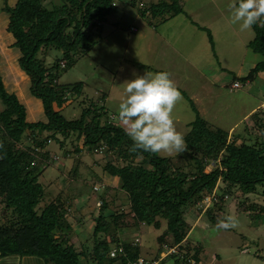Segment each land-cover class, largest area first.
I'll list each match as a JSON object with an SVG mask.
<instances>
[{"label":"trees","instance_id":"1","mask_svg":"<svg viewBox=\"0 0 264 264\" xmlns=\"http://www.w3.org/2000/svg\"><path fill=\"white\" fill-rule=\"evenodd\" d=\"M126 1L152 26L184 13L181 0ZM117 2L16 0L12 6L4 2L6 30L20 52L18 65L29 77L31 94L41 100L46 120L28 121L25 105L7 91L0 74V257L36 256L44 264H134L139 257L158 260L161 251L177 245V252L157 264L165 260L204 264L202 245L188 237L191 225L186 214L190 210H196V218L206 216L216 225L231 200L244 205L242 212L249 217L264 222L263 121L256 120L255 128L246 126L244 133L230 134L211 126L190 101L197 114L187 124L189 130L175 158L160 156L149 134L143 142L135 139L110 118L104 105L97 107L88 97L79 117L68 119L62 114L67 102L82 95V82L62 83L59 77L93 47L94 34L100 32ZM237 5L254 32L247 46L262 58L245 75L232 78V84L242 86L264 72V9L257 19L249 0H238ZM129 30L136 29L131 26ZM50 48L61 51V56L46 64ZM254 129L258 134L252 133ZM52 140L59 143L56 152L47 149ZM56 163L58 173L69 169L67 197L63 188L49 197L51 193L40 182L46 168ZM115 180L119 188L108 197L109 183ZM96 183L103 184L104 190L98 196L97 213L75 208L73 201L81 196L78 187L89 184L95 191ZM213 192L216 198L204 207L205 198ZM47 197L49 201L42 206ZM142 224L163 227L155 250L141 246L135 233ZM76 228L89 233L79 250L70 241ZM263 251L257 257L264 260Z\"/></svg>","mask_w":264,"mask_h":264},{"label":"rangeland","instance_id":"2","mask_svg":"<svg viewBox=\"0 0 264 264\" xmlns=\"http://www.w3.org/2000/svg\"><path fill=\"white\" fill-rule=\"evenodd\" d=\"M237 1L181 0L184 13L152 26L139 16L136 7L126 0H118L100 32L94 34L93 47L59 77L62 83L82 82V95L67 102L62 114L68 119L79 117L82 108L87 106L88 97L95 106L104 105L110 118L131 132L135 139L143 142L149 134L160 156L175 158L178 156L177 146L183 143L189 130L187 124L197 114L190 101L213 127L225 130L232 127L234 132L230 134L244 133L246 126L255 128L256 120V123L264 122V109L240 119L252 106L264 100V72L248 85L232 87L233 77L245 75L262 59L247 46L254 32ZM249 1L258 19L259 11L264 9V0ZM4 2L12 6L16 0H0V74L3 84L25 105L28 121H44L42 102L31 94L29 77L18 65L20 52L17 47L9 48V38L12 43L14 38L5 27L8 15L1 12ZM130 26L136 30L130 31ZM60 56L61 51L50 48L44 57L45 63L51 64ZM252 133L258 134L256 129ZM47 149L56 152L59 143L52 140ZM39 150L43 152V149ZM58 167L57 163L49 165L40 177V182L51 193L49 197L58 194L62 188L63 197L70 194L69 169L58 173ZM118 184L117 180L109 183L108 197L116 194ZM95 185H100V190L93 191L89 184L78 187L81 196L74 199L75 208L87 207L89 214L97 213L98 196L104 190L103 184ZM251 199L260 201L257 197ZM48 201L47 197L41 205ZM243 209L244 205L239 206L230 200L217 217L216 225L206 216L196 218V210L186 214L191 225L188 237L194 244L202 245L206 256L204 264H264V260L257 257L264 249V222L249 217L242 212ZM70 217L74 224V212ZM85 228H76L70 237L77 250L80 242L89 235ZM135 234L143 248L155 250L163 227L142 224ZM0 264L27 262L20 263L17 255H9L0 257ZM164 264L173 263L165 260Z\"/></svg>","mask_w":264,"mask_h":264},{"label":"crops","instance_id":"3","mask_svg":"<svg viewBox=\"0 0 264 264\" xmlns=\"http://www.w3.org/2000/svg\"><path fill=\"white\" fill-rule=\"evenodd\" d=\"M152 1H154V2H156L157 0H152ZM1 12H3L2 11V8H1ZM7 26V25H6ZM5 26V27H6ZM131 27V26H130ZM132 27H134V26H132ZM135 29H136V27H135ZM8 32V31H7ZM10 33V32H9ZM7 36H8V34H7ZM11 38V37H10ZM9 38V48H10V50H11V48H12V45H10V44H12V39H10ZM13 68H15L14 66H13ZM248 83H251V82H246V83H242V85H248ZM239 88V87H238ZM245 92H247V91H245ZM249 95H250V92H247ZM261 109H264V100H261L260 101V103L258 104H255L254 106H252V108H250V110L248 111V112H246V114L244 115V116H242V118L240 119V120H242V119H244V118H247V117H249V116H252L253 114H255V113H257V111L258 110H261ZM206 119V118H205ZM211 125V124H210ZM236 125V124H235ZM212 126V125H211ZM223 129V128H222ZM228 132H234L233 131V128L231 127L230 129H228L227 130ZM18 256V255H17ZM5 257V256H4ZM18 258H19V262L20 263H25V262H27V264H44L43 263V261L39 258V257H36V256H18Z\"/></svg>","mask_w":264,"mask_h":264},{"label":"built area","instance_id":"4","mask_svg":"<svg viewBox=\"0 0 264 264\" xmlns=\"http://www.w3.org/2000/svg\"><path fill=\"white\" fill-rule=\"evenodd\" d=\"M61 66H64L63 62L61 63ZM239 86H240V84L238 82H233V84H232V87H239ZM93 188H94V190H99L100 186L99 185H95ZM215 198H216V196H215V193L213 192L210 196L205 198V202L204 203L208 205L211 202V200H214ZM135 241H137V238L135 239ZM163 246H165V245H163ZM118 251H121V248H118ZM175 252H177V245H172L170 247H167L164 251L160 252V257H159L158 260H160L162 257L166 256L167 254L175 253ZM114 253H115V249L111 250L110 255L113 256ZM158 260H147V259H144L142 257H139L134 262V264H157Z\"/></svg>","mask_w":264,"mask_h":264},{"label":"clouds","instance_id":"5","mask_svg":"<svg viewBox=\"0 0 264 264\" xmlns=\"http://www.w3.org/2000/svg\"><path fill=\"white\" fill-rule=\"evenodd\" d=\"M239 87H241V85ZM235 88H238V87H235Z\"/></svg>","mask_w":264,"mask_h":264}]
</instances>
